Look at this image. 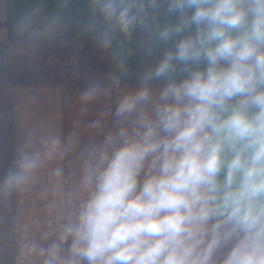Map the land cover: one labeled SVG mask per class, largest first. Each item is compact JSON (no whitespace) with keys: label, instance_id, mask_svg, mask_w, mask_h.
<instances>
[{"label":"clouds","instance_id":"clouds-1","mask_svg":"<svg viewBox=\"0 0 264 264\" xmlns=\"http://www.w3.org/2000/svg\"><path fill=\"white\" fill-rule=\"evenodd\" d=\"M80 2L29 9L21 53L75 26L108 53L113 85L134 39L155 60L110 126L93 121L86 142L30 130L0 168V201L32 192L49 169L54 181L40 191L49 227L21 244V259L264 264V0ZM107 91L93 81L80 98Z\"/></svg>","mask_w":264,"mask_h":264},{"label":"crops","instance_id":"crops-1","mask_svg":"<svg viewBox=\"0 0 264 264\" xmlns=\"http://www.w3.org/2000/svg\"><path fill=\"white\" fill-rule=\"evenodd\" d=\"M39 2L0 0V168L7 166L30 130L62 137L77 134L86 142L94 132L89 128L93 121L110 126L118 99L137 86L138 76L155 60V54L149 57L140 51L134 39L129 45L133 51L128 75L113 85L106 78L112 68L108 53L97 49L75 26L55 40L42 41L34 54H22L19 21ZM43 3L48 10L55 7V0ZM81 8L77 0L73 10ZM93 81H102L108 91L84 103L81 93ZM50 183L54 181L49 169L32 192L0 201V264H41L40 258L21 259L20 249L26 240H40L49 227L48 201L40 198V191Z\"/></svg>","mask_w":264,"mask_h":264}]
</instances>
